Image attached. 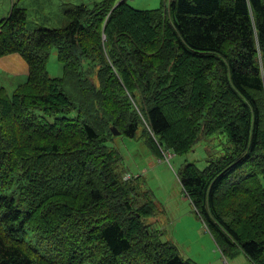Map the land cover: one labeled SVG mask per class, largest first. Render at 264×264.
I'll list each match as a JSON object with an SVG mask.
<instances>
[{
  "label": "trees",
  "instance_id": "trees-1",
  "mask_svg": "<svg viewBox=\"0 0 264 264\" xmlns=\"http://www.w3.org/2000/svg\"><path fill=\"white\" fill-rule=\"evenodd\" d=\"M66 16L29 31L15 4L0 19V58L28 66L10 97L0 85V264H192L119 171L114 129L157 157L223 132L224 152L177 178L224 258L264 264V0H106Z\"/></svg>",
  "mask_w": 264,
  "mask_h": 264
},
{
  "label": "rangeland",
  "instance_id": "rangeland-1",
  "mask_svg": "<svg viewBox=\"0 0 264 264\" xmlns=\"http://www.w3.org/2000/svg\"><path fill=\"white\" fill-rule=\"evenodd\" d=\"M106 0H0V19L7 17L12 5L27 12V30L63 28L68 23L66 12L79 5L92 8ZM125 1L137 10H154L161 0H116V5ZM19 69V68H18ZM48 72L60 77L62 68L55 48L51 51ZM10 71L0 68V85L10 97L15 88L24 82V76L13 77ZM118 132V131H117ZM108 146L116 148L121 155L119 171L136 179L141 191L148 190L158 211L157 226L163 232L162 239L174 244L180 256L192 264H251L243 252L234 259L221 254L212 236L202 221L195 215L190 201L177 178L180 168L192 163L203 170L210 157L221 155L228 147L225 134L205 137L184 155L165 152L161 157L152 154L141 140L115 134ZM264 187V179H262Z\"/></svg>",
  "mask_w": 264,
  "mask_h": 264
},
{
  "label": "crops",
  "instance_id": "crops-1",
  "mask_svg": "<svg viewBox=\"0 0 264 264\" xmlns=\"http://www.w3.org/2000/svg\"><path fill=\"white\" fill-rule=\"evenodd\" d=\"M0 68L10 71L13 77L24 76L28 73V66L18 54H10L0 58ZM19 68V69H18Z\"/></svg>",
  "mask_w": 264,
  "mask_h": 264
},
{
  "label": "water",
  "instance_id": "water-1",
  "mask_svg": "<svg viewBox=\"0 0 264 264\" xmlns=\"http://www.w3.org/2000/svg\"><path fill=\"white\" fill-rule=\"evenodd\" d=\"M114 134H118V132L114 129Z\"/></svg>",
  "mask_w": 264,
  "mask_h": 264
}]
</instances>
